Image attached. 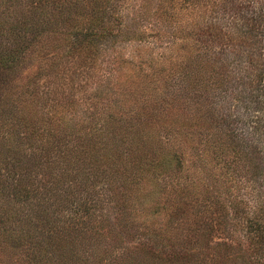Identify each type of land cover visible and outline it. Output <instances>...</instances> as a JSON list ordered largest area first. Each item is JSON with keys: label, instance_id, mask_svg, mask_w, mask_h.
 Returning <instances> with one entry per match:
<instances>
[{"label": "trees", "instance_id": "16d2710c", "mask_svg": "<svg viewBox=\"0 0 264 264\" xmlns=\"http://www.w3.org/2000/svg\"><path fill=\"white\" fill-rule=\"evenodd\" d=\"M139 1L124 14L117 0H0V248L18 264H102L98 238L88 263L76 246L87 227L75 220L109 216L108 207L143 229L166 218L178 238L181 205L196 204L180 196L178 150L198 135L218 144L221 169L239 172L249 158L251 177L258 174V209L250 213L258 217L242 227L264 249V3L171 0L191 9L193 31L153 56L152 68L122 48L146 38ZM32 58L35 75L22 78ZM63 77L66 91L56 86ZM131 128L135 149L125 145ZM65 216L75 232L56 226ZM127 219L114 231L118 241ZM116 248L107 245L106 255ZM120 257L116 264H152L136 253Z\"/></svg>", "mask_w": 264, "mask_h": 264}, {"label": "rangeland", "instance_id": "374dc122", "mask_svg": "<svg viewBox=\"0 0 264 264\" xmlns=\"http://www.w3.org/2000/svg\"><path fill=\"white\" fill-rule=\"evenodd\" d=\"M117 1L119 3L117 6L125 4L119 7V11L124 14L125 12L132 13V9L135 10L141 2L139 0ZM145 1L143 8L148 13L144 21L140 23V30H144L148 35L146 34L143 43L122 45V48L129 52L132 50L138 52L143 60L148 58L150 62L147 64L153 68L154 57L164 53L166 45L181 44L183 37L189 34V31L190 33L193 31L191 18H189L191 9L183 7L181 2H171V0ZM262 2L264 3V0ZM188 38L191 41L194 40L191 34ZM38 60L39 58L29 60L22 67L19 75L22 78L29 74L35 75L33 72L37 70L35 62ZM94 69L100 71L99 66H94ZM155 69L159 70L157 64ZM51 79L53 80L52 77ZM77 79L78 76H76V81ZM46 80L47 77L42 76L37 83L42 86ZM55 81L59 89L67 90L66 78ZM78 86H80L79 83ZM121 106L120 108L124 110L125 107H129V104L123 103ZM79 113L74 114L71 110L69 116L77 117ZM135 121L137 122V117ZM131 122H133L132 119ZM133 130V128L126 130L125 145L135 149L140 146V143L137 136L129 137L133 134L130 133ZM182 142L183 148L178 150L182 158H185L178 174L180 186L183 189L180 196L195 197L193 200L195 199L196 204L193 203V208L189 207V202L181 205V214H183L179 222L181 235L178 238L174 235L166 223V218L149 220L146 223L147 227L143 229L139 221L136 219L134 221L132 214L131 216H117V211L108 207L105 215L109 216H90V222L87 216H83V223H79L78 218L75 220L79 228L87 227L76 233L75 241L76 246L83 247L85 250L84 258L87 259V263L93 260L92 255L95 253L92 252L90 245L96 237L103 245L102 250H99V247L96 249L98 256H106L102 264H116L114 259L117 257L118 261H122L120 255L123 254L125 257L128 252L136 253L141 257L140 259L152 264H264L263 247L257 250L258 245L251 244L244 234L245 227H242L244 222L250 218L258 217L251 216V213H255L258 209V174L254 178L251 177L252 172L247 162L249 158H243L245 166L239 172V168L237 172L231 169H221L212 152V148L218 144L209 141L205 135H198L189 143L183 139ZM227 145L223 148H227ZM240 177L246 181V185L237 183ZM231 179H234L233 183L228 184ZM262 194L264 195V187ZM185 200L188 199L185 198ZM127 217L130 229L121 234L122 243L120 244L121 241H118L114 231L118 232L116 227H120ZM63 221L64 223H57L56 226L65 225L69 234L76 231L77 228H68V216H65ZM262 221H264V216ZM170 237H172L171 240ZM195 242H199L201 245L199 246L202 247V252L197 251L199 254L196 255L192 251V245ZM107 245L111 248L117 247L111 255H106ZM0 264H18V261L16 257H11V253L4 252L0 248Z\"/></svg>", "mask_w": 264, "mask_h": 264}]
</instances>
